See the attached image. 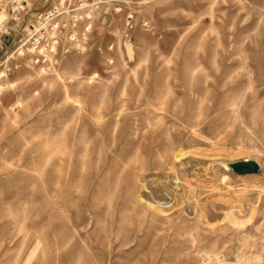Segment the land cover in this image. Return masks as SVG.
<instances>
[{
	"label": "rangeland",
	"instance_id": "1",
	"mask_svg": "<svg viewBox=\"0 0 264 264\" xmlns=\"http://www.w3.org/2000/svg\"><path fill=\"white\" fill-rule=\"evenodd\" d=\"M119 4L0 54V264H264V0Z\"/></svg>",
	"mask_w": 264,
	"mask_h": 264
},
{
	"label": "built area",
	"instance_id": "2",
	"mask_svg": "<svg viewBox=\"0 0 264 264\" xmlns=\"http://www.w3.org/2000/svg\"><path fill=\"white\" fill-rule=\"evenodd\" d=\"M124 1L0 0V54L7 51V44H11V56L26 57L31 64L41 68L54 67L62 55L72 50H86L85 40L95 7L101 5L103 14L109 16L113 11L122 10L119 2ZM114 3L117 6H113ZM30 13L32 19L27 18ZM83 20V29L79 31ZM124 23V36L128 39V32L135 25L132 11L126 13ZM141 24L147 25V22ZM4 63L5 60H0V66ZM7 71L4 65L0 71V90Z\"/></svg>",
	"mask_w": 264,
	"mask_h": 264
},
{
	"label": "water",
	"instance_id": "3",
	"mask_svg": "<svg viewBox=\"0 0 264 264\" xmlns=\"http://www.w3.org/2000/svg\"><path fill=\"white\" fill-rule=\"evenodd\" d=\"M236 173H250L257 170V163L253 160L238 161L231 164Z\"/></svg>",
	"mask_w": 264,
	"mask_h": 264
}]
</instances>
